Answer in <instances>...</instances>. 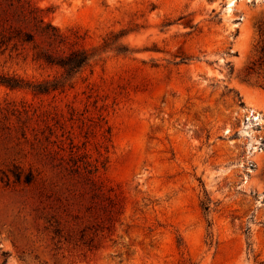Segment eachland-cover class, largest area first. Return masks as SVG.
I'll return each mask as SVG.
<instances>
[{
    "label": "rangeland",
    "instance_id": "374dc122",
    "mask_svg": "<svg viewBox=\"0 0 264 264\" xmlns=\"http://www.w3.org/2000/svg\"><path fill=\"white\" fill-rule=\"evenodd\" d=\"M30 2L109 49L62 94L0 86V264H264V79L247 70L264 0ZM58 73L0 50V75ZM84 162L123 198L93 251L48 226Z\"/></svg>",
    "mask_w": 264,
    "mask_h": 264
},
{
    "label": "trees",
    "instance_id": "16d2710c",
    "mask_svg": "<svg viewBox=\"0 0 264 264\" xmlns=\"http://www.w3.org/2000/svg\"><path fill=\"white\" fill-rule=\"evenodd\" d=\"M258 36L257 58L247 70L249 74L264 79V21L258 27ZM77 41L76 36L61 32L50 20H46L42 11L30 0H16L1 6L0 50L3 52L10 48L18 53L30 52L33 63L57 69L59 73L41 82H31L15 75H0V86L11 90H29L34 95L62 94L73 88L76 77L109 49L107 45L86 49ZM101 134L104 142H108V130ZM47 154L52 153L47 151ZM74 167L72 175L75 177L62 184L68 194L65 204H61V212L66 219L61 220L52 214L48 226L56 245H82L93 251L99 248V240L104 233L112 232V224L123 210V198L113 186L96 180L97 165L84 162ZM209 203L207 197L201 203L205 212L209 210ZM2 255L5 263L6 255Z\"/></svg>",
    "mask_w": 264,
    "mask_h": 264
},
{
    "label": "bare ground",
    "instance_id": "6f19581e",
    "mask_svg": "<svg viewBox=\"0 0 264 264\" xmlns=\"http://www.w3.org/2000/svg\"><path fill=\"white\" fill-rule=\"evenodd\" d=\"M233 5V3H229V6H228V10L230 9V7Z\"/></svg>",
    "mask_w": 264,
    "mask_h": 264
}]
</instances>
